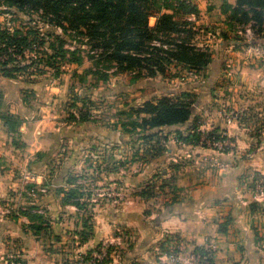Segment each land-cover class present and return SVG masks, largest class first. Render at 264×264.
<instances>
[{
  "label": "crops",
  "instance_id": "obj_1",
  "mask_svg": "<svg viewBox=\"0 0 264 264\" xmlns=\"http://www.w3.org/2000/svg\"><path fill=\"white\" fill-rule=\"evenodd\" d=\"M229 50L213 55L205 78L193 84L189 79L179 89L195 95L193 115L187 123L155 130L146 140L133 139L149 148L147 158L136 157L131 165L120 167L126 156L115 155L117 164L111 168L106 157L97 171L90 167L101 177L99 186L107 190L99 195L97 204H91V239L84 241L79 232L83 214L74 206H63L57 194L58 189H69L65 181L76 171H57L55 178L41 171L36 184H46L48 191L38 200L27 197L25 204L46 207L50 228L35 236L26 216H0V264H6L7 239L15 243L11 247L25 264H81L82 254L120 228L134 234L135 245L111 264L140 259L152 264L150 249L166 235L179 238V264H195L193 255L209 247L217 249L212 264H264V197L253 200V177L264 178V57H228L231 47ZM194 129L202 137L226 132L234 147L220 150L178 139ZM27 158L14 159L11 138L0 120V202L10 191L23 190ZM13 160L17 166L12 165ZM164 180L177 188V202L171 207L162 206L161 200L140 197L148 183L159 187ZM162 195L164 203L174 196L168 188ZM158 215L161 221L155 227L152 221ZM71 222L74 232L69 231ZM225 223L223 233L220 228Z\"/></svg>",
  "mask_w": 264,
  "mask_h": 264
},
{
  "label": "rangeland",
  "instance_id": "obj_2",
  "mask_svg": "<svg viewBox=\"0 0 264 264\" xmlns=\"http://www.w3.org/2000/svg\"><path fill=\"white\" fill-rule=\"evenodd\" d=\"M187 1L197 5L200 10L198 20L191 18L199 31L196 39L199 45H209L213 55L230 51L231 47L228 57H264V39L258 34L255 36L252 31L248 33L244 26L229 22L228 5L232 0ZM165 3L170 4L174 1ZM176 16L178 20L182 19ZM155 23L156 19L152 18L151 26ZM0 31L12 34L31 33L32 39L36 34L39 39L46 37L47 41L44 47L34 44L31 53L26 51V59L34 60V66L29 68L30 75L22 72L18 73L16 78L10 79L3 76L0 67V120L5 126L2 117L8 115L14 117L15 131L10 132L5 126L11 138L13 157L15 160L25 158V155L28 157L27 171L24 172H27L26 184L21 192L10 191L9 197L0 202L2 217L19 218L28 207L26 211L45 217L46 207L37 203L28 206L25 199L26 202L27 197L38 200L48 191L46 184H36L37 175L45 171L50 177L55 178L57 171L67 172L68 169L76 171L71 176L77 177V184L83 187V192L91 195L90 200L87 197L83 198V202L88 204V211H91L94 206L91 207L90 203L97 204L100 201L99 195L107 192L104 190L105 187L99 186L101 177L92 172L98 170L104 160L103 157H106L109 168L117 164L115 155L126 156L123 162L127 166L131 165L136 157L147 158L149 148L142 142L139 144L133 141L135 137L141 139L144 133L135 127V123L139 121L135 113L137 107L146 101L160 98L157 94H167V97L182 101L185 92L179 89L185 83H189V79L193 84L205 78L183 67L174 66L165 76L159 75L151 79H136L134 73H118L115 68L110 69L109 65L104 64L98 54L90 51L86 39L75 34L66 36L58 28L48 25L38 15L23 13L14 8L0 6ZM223 32L227 33L228 39L222 37ZM57 37L67 42L65 49L70 51L79 49L82 63L70 62L73 57L69 55L65 59L50 57L55 56L51 45L60 44ZM48 60L52 66L47 65ZM104 75L109 76L107 82L102 80ZM82 117L89 120L80 122ZM12 165L17 166L14 160ZM90 167L94 170L91 171ZM86 169L90 171L86 172ZM59 190L57 194L61 197ZM15 196L19 199L17 200ZM163 198L162 195L152 199L161 200L159 203L164 206L168 202L164 203ZM11 199L14 201L9 202ZM80 213L85 215L88 212ZM158 218L159 215L152 221L155 227L160 223L157 221ZM91 226L94 230L93 223ZM69 231H75L73 222ZM83 231V228L79 230L80 233ZM134 237L129 230L120 228L112 237L101 240L92 250L82 254L79 262L111 264L115 257L122 258L125 251L133 249ZM42 238L43 242L47 241L45 237ZM163 240L164 237L150 249L154 254L152 264H179V261L172 263L166 259L167 255L173 254V249L169 250L171 252L169 254L168 250L166 252L165 249H161L160 243H163ZM5 244L9 249L3 261L6 264L22 261L13 250L15 243L7 239ZM104 245H108L105 248L106 256L99 259L98 255L101 254ZM177 258L179 259V255ZM130 264L145 263L140 259Z\"/></svg>",
  "mask_w": 264,
  "mask_h": 264
},
{
  "label": "trees",
  "instance_id": "obj_3",
  "mask_svg": "<svg viewBox=\"0 0 264 264\" xmlns=\"http://www.w3.org/2000/svg\"><path fill=\"white\" fill-rule=\"evenodd\" d=\"M168 1L170 0H0V6L36 14L66 36L75 34L86 39L90 51L98 54L104 64L109 65L110 69L115 68L118 73H134L136 79H151L159 75L165 76L174 66L183 67L203 77L212 63L213 54L209 45H199L196 42L199 31L191 18L198 20L200 10L197 5L187 0L165 3ZM228 7L231 24L244 26L245 31L248 27L255 36L258 34L264 39V0H236L234 6ZM176 15L182 19L178 20ZM152 18L156 19L153 26L150 24ZM222 37L229 38L226 32L222 33ZM56 39H59L60 44L51 45L55 56L50 57L65 59L69 55L73 57L70 62L82 63L79 49H65L67 42L60 37ZM46 43V37L39 39L36 34L32 39L31 33L12 34L0 31V67L3 76L14 79L18 73L30 75L29 68L34 66V60L26 59V51L31 53L34 44L44 47ZM46 63L52 66L49 60ZM102 80L107 82L109 76L104 75ZM182 96V101L164 96L146 101L137 107L135 113L139 121L135 123V127L144 132L141 139L152 138L155 130L183 125L191 119L195 96L190 93H183ZM2 118L9 131L14 132V117L8 115ZM85 118L82 117L80 122L89 120ZM202 138L201 133L194 129L192 134L179 136L178 139L186 144L200 145ZM206 138L218 140L220 133L210 132ZM119 166L127 165L120 162ZM77 181V177L70 175L66 182L69 189H60L58 193L63 206H74L79 212H88L81 218L84 230L82 238L88 241L94 235L90 223L93 213L88 211V204L83 202V198L90 200L91 195L85 194ZM154 187L155 185L148 183L140 191V197L147 200L159 198L160 195L156 194ZM158 188L161 194H165V189L168 188L174 195L164 207H171L177 202V188L170 180H164ZM23 215L29 219V228L36 236L50 228V222L44 216L33 215L31 211H25ZM227 226V223L221 225V232L224 233ZM179 246V238L175 235H166L163 243H160L161 249L166 252L168 250V254L173 249L172 253L177 256L180 252ZM19 263L24 264L22 261Z\"/></svg>",
  "mask_w": 264,
  "mask_h": 264
},
{
  "label": "built area",
  "instance_id": "obj_4",
  "mask_svg": "<svg viewBox=\"0 0 264 264\" xmlns=\"http://www.w3.org/2000/svg\"><path fill=\"white\" fill-rule=\"evenodd\" d=\"M248 33H251V29L248 28L246 30ZM204 143V144H203ZM201 146L205 147H212V148H217L220 150H224L227 148H233L234 143L230 140L228 134L226 132L220 133V138L218 140L215 139H207L206 135L202 138V143L200 144ZM254 191H253V200L256 202H259L261 198L264 197V178L260 175H255L254 177ZM152 186V184L150 183ZM156 194L162 196L161 191L157 186L154 187ZM164 200V199H163ZM113 244V243H112ZM108 245H104L103 248L101 249V254L98 255L99 259H102L103 257L106 256L105 253V248H107ZM217 253V249L215 247H209L205 249L203 253L198 252L193 255L192 260L195 264H211L214 260V257ZM166 259L169 262L175 263L178 261L177 255L175 254H169L166 256ZM11 264H19L16 263L15 261H12Z\"/></svg>",
  "mask_w": 264,
  "mask_h": 264
},
{
  "label": "water",
  "instance_id": "obj_5",
  "mask_svg": "<svg viewBox=\"0 0 264 264\" xmlns=\"http://www.w3.org/2000/svg\"><path fill=\"white\" fill-rule=\"evenodd\" d=\"M157 221H158V222H160V221H161V219H160V218H158V219H157Z\"/></svg>",
  "mask_w": 264,
  "mask_h": 264
}]
</instances>
